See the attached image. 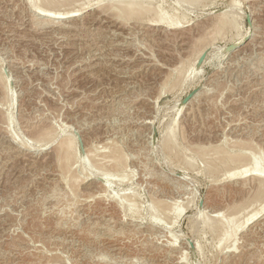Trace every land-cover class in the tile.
Segmentation results:
<instances>
[{"label":"rangeland","instance_id":"1","mask_svg":"<svg viewBox=\"0 0 264 264\" xmlns=\"http://www.w3.org/2000/svg\"><path fill=\"white\" fill-rule=\"evenodd\" d=\"M96 1L100 3L84 7L75 17L59 19L62 22L56 25L46 23L30 0H0V71L13 91L12 100L0 94V264H264V231L256 224L259 220L246 222L248 209L246 214L243 211L247 195L238 182L245 178L232 183L221 173L237 164L228 162L224 167L213 158L214 150L228 149L229 142L233 153L245 146L247 156L252 155H248L250 148L264 154V0H201L192 8L178 0H148L155 7L160 4L166 18L177 20V28L152 26L135 15L118 18L115 10L110 14L102 9L107 14L103 15L97 6L103 8L111 0ZM233 1L239 6L238 30L248 28L249 33L230 52L223 46L236 38L238 30L226 29L218 35L222 32L217 34L213 28L211 12L228 9ZM208 42L214 45L203 53L200 83L194 87L196 80L189 79L186 84L179 75L188 73L198 48ZM201 86L213 92L190 106L181 105L189 92ZM169 125L175 126L172 140L177 146L172 152L162 146ZM41 129H50L59 140L35 143L33 134ZM67 131L77 135L83 158L92 144L100 148L99 158L104 154L102 146L114 144L121 150L120 169L117 166L114 172L105 164L113 175L108 177L111 183L106 186L103 177H93L95 168L72 159L69 174L76 172L81 178L65 185L63 161L57 160L55 148ZM210 158L218 162V173L209 169ZM127 197L139 202L136 211L124 210L127 207L121 204H128ZM151 198L158 200L159 211L152 209ZM237 201L246 203L237 206ZM226 211H238V221L243 223L234 252L218 245L229 232L228 224L221 225L222 218L230 216ZM214 214L221 218L214 217L220 220L216 232L205 224V217ZM249 233L252 244L244 250Z\"/></svg>","mask_w":264,"mask_h":264},{"label":"bare ground","instance_id":"2","mask_svg":"<svg viewBox=\"0 0 264 264\" xmlns=\"http://www.w3.org/2000/svg\"><path fill=\"white\" fill-rule=\"evenodd\" d=\"M7 1V0H6ZM23 1V0H22ZM83 1V3L81 4V6H80V4L79 3H81V2ZM152 1V0H151ZM176 1V0H175ZM204 1V0H203ZM205 1H207V0H205ZM204 1V2H205ZM30 4H32L34 7H35V9L38 11V13H39V15L40 14H42L44 17H46V18H43L44 19V21L46 22V23H55L56 25H57V21H59L60 22V20L59 19H64V18H71V17H75V16H77V15H79V12L84 8V7H86V6H89L90 4H98V3H100L99 1H96V2H93V0H30ZM79 2V3H78ZM177 2H184V3H186L187 2V4H189L190 3V5L189 6H191V4H195L196 5V3L198 4L199 2H201V0H178ZM79 5H78V4ZM183 3V4H184ZM207 3V2H206ZM239 3V2H238ZM29 4V3H28ZM76 4V5H75ZM156 4V3H155ZM187 4H185V5H187ZM75 5V6H74ZM80 6V8H75L76 6ZM100 5V4H99ZM157 5V4H156ZM160 5V4H159ZM158 5V6H159ZM201 5V4H200ZM203 5V4H202ZM158 6H156L157 8H158ZM189 6H188V8H189ZM207 6V5H206ZM237 6H238V4L236 3V2H232V4L230 5V6H228L229 8L228 9H226V10H220V11H212L211 12V14H214V16H212L213 17V23H211L212 24V26H213V28L215 29V31L217 30V34H218V32H222L223 33V30H225L226 31V29H231V31H232V29H236V30H238V21H240V20H238L239 19V13L240 12H238L236 9H237ZM154 5H153V3L152 2H150V1H148V0H115V1H113V0H111V1H109L106 5L104 4V6H103V8H101V5L98 7L97 6V8L96 9H101L100 11H102V14L104 15L106 12H104L103 13V10L104 11H107V12H109V11H111V13L110 14H113L112 12H114L113 10H115L116 12H114V14L113 15H117L116 17H118V16H121V15H123V16H125V17H127V18H129L130 16L131 17H133L134 18V16L133 15H135V18H139V20L140 19H144V21L143 22H146L145 21V19H148L150 22V25H152V26H164V27H172V28H177V27H179V25H178V23L179 22H175V21H177V20H175V21H173V20H170L171 18H170V16H169V18H166L165 16H167L168 17V15L166 14H164V12L163 11H165L164 9H161L160 7L157 9ZM195 7H198V5L197 6H195ZM195 7H193V8H195ZM239 7V6H238ZM191 8H192V6H191ZM224 8V7H223ZM103 9V10H102ZM186 9H187V6H186ZM190 9V8H189ZM234 9V10H233ZM195 10V9H194ZM203 12V11H202ZM36 13V12H35ZM38 13H36V14H38ZM108 13V14H109ZM152 13V15H150ZM166 13V12H165ZM210 12H208V14H209ZM242 13V12H241ZM109 14V15H110ZM207 14V13H206ZM105 15H107V14H105ZM112 16V15H111ZM110 16V17H111ZM122 16V17H123ZM137 16V17H136ZM84 17V16H83ZM87 17H88V15H87ZM107 17H109V16H107ZM130 17V18H131ZM182 17V16H181ZM38 18H40V17H38ZM100 18V17H99ZM119 18V17H118ZM183 18V17H182ZM31 19V18H30ZM33 19H34V17H33ZM32 19V20H33ZM42 19V20H43ZM97 19V18H96ZM123 19H125V18H123ZM169 19V20H168ZM176 19H178V18H176ZM209 19V18H208ZM37 19H35V21H36ZM109 20H111L110 18H109ZM113 20V19H112ZM119 20H121V19H119ZM182 20V19H181ZM34 21V20H33ZM34 21V22H35ZM38 21V23H42V21L41 20H37ZM40 21V22H39ZM43 21V22H44ZM118 21V20H117ZM142 21V20H141ZM62 22V21H61ZM60 22V23H61ZM82 22V21H81ZM121 22H123V21H121ZM181 22V21H180ZM148 23V24H149ZM182 23V22H181ZM180 23V24H181ZM36 24V23H35ZM81 24V23H80ZM188 24V23H187ZM63 25V24H62ZM65 25V24H64ZM124 25H125V23H124ZM194 25V24H193ZM47 26V25H46ZM53 26V25H52ZM74 26V25H73ZM126 26V25H125ZM124 26V27H125ZM135 26V25H134ZM37 27V26H36ZM51 27V26H50ZM65 27V26H64ZM77 27V26H76ZM242 27V26H241ZM241 27L239 28V29H241ZM84 28V27H83ZM86 28V27H85ZM146 28V27H145ZM209 28V27H208ZM212 28V29H213ZM80 29V28H79ZM98 29V28H97ZM102 29V28H101ZM196 29V28H195ZM103 30V29H102ZM228 30H227V32H228ZM100 31V30H99ZM205 31V30H204ZM214 31V32H215ZM249 30H248V28L247 29H245L243 32H241L240 30H238L237 31V33L235 34V36H236V38L233 40V41H231L230 43H227V44H225L223 47H227V46H229L230 44H232V43H234V44H236L237 46L236 47H238V46H240L242 43H243V41L245 40V36L247 35V33H249L248 32ZM213 32V33H214ZM121 33V32H120ZM213 33H209L210 35H213ZM215 33V34H216ZM218 34V35H224L225 33H223V34ZM205 34H207V33H205ZM214 34V35H215ZM210 35H208V36H210ZM214 35H213V37H214ZM188 36V35H187ZM207 36V37H208ZM261 36V35H260ZM199 37V36H198ZM197 37V38H198ZM196 38V39H197ZM209 38V37H208ZM230 38H232V37H230ZM210 39V38H209ZM208 39V40H209ZM211 39H213V38H211ZM215 39V38H214ZM201 40V39H200ZM204 40H206V39H204ZM186 41V40H185ZM212 41H214V40H212ZM259 42V41H258ZM195 43V42H194ZM197 43V42H196ZM202 43V42H201ZM204 43V42H203ZM264 43V42H263ZM53 44V43H52ZM198 44V43H197ZM193 45V44H192ZM194 45H196V44H194ZM214 44H212L211 42L209 43H205V45H203V47L202 48H198L197 46V48H198V50H197V53L195 54V56H194V58H192V60H191V63H190V65H189V67H188V63H187V67H188V73H186V72H184V74H181L182 73V71H180V69H183V68H180L179 69V71H180V74L181 75H179L180 76V78H181V80H182V77H183V81L185 82L186 80H189V79H191V80H193V81H195V82H197V80H199L198 81V83H193L194 84V87H196V86H198V84L200 83V81H201V79H202V75H203V72H202V68L198 65V62H197V60H198V58L203 54V53H205L206 51L208 52V50H210L211 48H212V46H213ZM255 45V44H254ZM56 46V45H55ZM199 46V45H198ZM188 47V46H187ZM194 47V46H193ZM222 46L221 47H219L220 49H222L223 48ZM196 48V49H197ZM263 48V47H262ZM192 49V48H191ZM194 49V48H193ZM236 49V48H235ZM255 50V49H254ZM253 50V51H254ZM193 51H195V50H193ZM236 51V50H235ZM234 51V52H235ZM231 52V51H230ZM263 52V51H262ZM232 54V53H231ZM235 54V53H234ZM262 54H264V53H262ZM188 55V54H187ZM215 55H217V54H215ZM189 56V55H188ZM212 56V55H211ZM247 56H248V54H247ZM264 57V56H263ZM262 57V58H263ZM233 58V57H232ZM261 58V57H260ZM261 58V59H262ZM237 59V58H236ZM244 59V58H243ZM190 60V59H189ZM238 61V60H237ZM189 62V61H188ZM232 62V61H231ZM235 62V61H234ZM263 62V61H262ZM19 63V62H18ZM22 63V62H21ZM179 63H180V61H179ZM230 63V62H229ZM247 63V62H246ZM252 63V62H251ZM264 63V62H263ZM234 64V63H233ZM261 64V63H260ZM181 65V64H180ZM238 65V64H237ZM259 65V64H258ZM262 65V64H261ZM15 66V65H14ZM179 66V65H178ZM44 67V66H43ZM181 67V66H180ZM183 67V66H182ZM257 67H259V66H257ZM261 67V66H260ZM176 68V67H175ZM236 68V67H235ZM238 68V67H237ZM239 69V68H238ZM262 69V68H261ZM171 70V69H170ZM184 70V69H183ZM236 70V69H235ZM4 71V70H3ZM35 72V71H34ZM172 73V72H171ZM231 73V72H230ZM257 73V72H256ZM213 74V73H212ZM235 74V73H234ZM6 75H8V74H6ZM184 75V76H183ZM215 75V74H214ZM225 75V74H224ZM236 75V74H235ZM168 76H170V75H168ZM221 76V75H220ZM255 76V75H254ZM8 78V77H7ZM6 78V76H5V74H4V72H2V71H0V94H2V97L4 98V99H6L5 97H8V98H10L11 100H12V90H11V88L9 87V84H8V79ZM167 78V77H166ZM178 78V77H177ZM225 78H226V76H225ZM179 79V78H178ZM219 79V78H218ZM263 79V78H262ZM21 80V79H20ZM166 81V80H165ZM176 81V80H175ZM183 81H181V83L183 82ZM190 82V81H189ZM213 82V81H212ZM259 82V81H258ZM264 82V81H263ZM10 83V82H9ZM186 83V82H185ZM188 83V82H187ZM186 83V84H187ZM174 84H177L176 82L174 83ZM264 84V83H263ZM212 85V84H211ZM242 85V84H241ZM249 85V84H248ZM260 85V84H259ZM262 85V84H261ZM15 86V85H14ZM174 87V86H173ZM202 87V86H201ZM218 87V86H217ZM220 88V87H219ZM254 88H256V87H254ZM258 88V87H257ZM256 88V89H257ZM200 89V88H199ZM210 88H205V86H203L202 87V89L201 90H199V91H197L198 93H196V95L188 102V105L190 106L191 104H193L197 99H201L200 97L201 96H203V95H208V93H210ZM212 90H213V87H212ZM218 90V89H217ZM232 90V89H231ZM230 90V91H231ZM258 90V89H257ZM261 91V90H260ZM208 92V93H207ZM211 92H213V91H211ZM215 92V91H214ZM11 93V94H10ZM220 93V92H219ZM16 94V93H15ZM222 94H223V92H222ZM19 95V94H18ZM221 95V94H220ZM229 97V96H228ZM233 97V96H232ZM262 98V97H261ZM216 99V98H215ZM235 99V98H234ZM1 100V99H0ZM32 100V99H31ZM2 102H3V99L1 100ZM7 101V100H6ZM10 101V100H9ZM229 101V100H228ZM233 101H235V100H233ZM209 102V101H208ZM262 102V101H261ZM6 103V102H5ZM196 103V102H195ZM198 103V102H197ZM205 103V102H204ZM226 103V102H225ZM260 103V102H259ZM263 103V102H262ZM131 104V103H130ZM200 105V104H199ZM250 106V105H249ZM125 107V106H124ZM128 107H129V105H128ZM224 107V106H223ZM258 107V106H257ZM10 108V107H9ZM207 108V107H206ZM259 108V107H258ZM190 109V108H189ZM197 109H198V107H197ZM200 109V108H199ZM194 110V109H193ZM192 110V111H193ZM258 110V109H257ZM41 111V110H40ZM6 112V111H5ZM39 112V111H38ZM188 112V111H187ZM227 112V111H226ZM25 113V112H24ZM191 113V112H190ZM193 113V112H192ZM209 113H210V111H209ZM212 113V112H211ZM244 113V112H243ZM247 113V112H246ZM263 114H264V112H263ZM4 115V114H3ZM206 115V114H205ZM213 115V114H212ZM233 116V115H232ZM49 117V116H48ZM25 118V117H24ZM41 118V117H40ZM251 118V117H250ZM263 118V117H262ZM234 119V118H233ZM25 120V119H24ZM28 120V119H27ZM47 120V119H46ZM172 120V119H171ZM230 120V119H229ZM232 120V119H231ZM239 120V119H238ZM244 120V119H243ZM32 121V120H31ZM35 121V120H34ZM193 121H194V119H193ZM252 121V120H251ZM264 121V120H263ZM27 122V121H26ZM45 122V121H44ZM171 122V121H170ZM175 122V121H174ZM231 122V121H230ZM254 122V121H253ZM259 122V121H258ZM178 123V122H177ZM247 123V122H246ZM32 124V123H31ZM35 124V123H34ZM171 124H173V125H176V123H171ZM200 124V123H199ZM33 125V124H32ZM53 125V124H52ZM172 125V126H173ZM220 125V124H219ZM255 125V124H254ZM259 125V124H258ZM37 126V125H36ZM171 125H169L167 128H168V130L166 131V132H164L165 133V135L163 136L164 138H163V144H162V146H163V148H165L164 150H171L174 146H177V145H175V143L173 142L174 140H172V134L174 133V127L175 126H171ZM184 126V125H183ZM182 126V127H183ZM221 126V125H220ZM34 127V126H33ZM244 127V126H243ZM256 127V126H255ZM25 128V127H24ZM30 127H28V129H29ZM32 128V127H31ZM39 128H41V127H39ZM51 128V127H50ZM176 128H177V126H176ZM262 128V127H261ZM221 129V128H220ZM242 129V128H241ZM264 129V128H263ZM34 130V129H33ZM42 131H40V132H38L37 131V133H35V134H33V136L34 137H32L33 138V141L35 142V143H38V144H40V143H43L44 145H46V144H51L52 142H54V141H56L57 139H56V137H54L53 136V134L52 133H54V132H51V130L50 129H41ZM53 130V129H52ZM71 130V129H70ZM223 130V129H222ZM35 131V130H34ZM53 131H55V130H53ZM57 131V130H56ZM176 131V130H175ZM244 131V130H243ZM246 131V130H245ZM264 131V130H263ZM2 132V131H1ZM185 132V131H184ZM249 132V131H248ZM259 132V131H258ZM20 133V132H19ZM212 133V132H211ZM66 134H68V135H66ZM66 134L64 135V136H62L61 138H62V140H60V142L58 143V141H57V143L58 144H56V145H58V148L56 147L55 148V150H56V153H55V155L57 156V160H59V161H63L62 163H60L61 164V170L63 169V170H65L64 172H63V170H62V172L61 173H63L62 175H61V173H59L60 175H61V179H62V181H64L65 182V185H67V184H71L72 182V180H75L76 179V181H77V179H79L80 180V178L81 177H79L78 178V176H76L75 175V173H74V171L73 170H71V171H73V173H74V175L71 173V174H69L70 173V170L68 169L70 166V162L72 163V159L74 160L75 159V161L78 163H82L83 165H86V164H89L93 169L95 168L96 169V171L95 172H93V173H95V176L93 175V177H95V178H98L99 176L100 177H103L102 179L104 180V182L103 183H105V185L107 184V183H109L110 181V178H108V177H111V175H112V173H111V171H109L110 170V168H109V170L108 169H106L105 168V164H109V167L111 166L112 168H113V171L115 172L116 171V167L118 166V168L120 169V167L119 166H121V165H119L120 164V161H121V159L122 160H124V158H122V152H121V150L119 149V148H117L116 146H114V144H111L110 146L108 145V146H102L101 147V149H103V151L104 152H102V153H104V154H99V156L101 157V158H99L97 155V153H100L98 150H100V148H98V146H97V148H96V146H93V144L92 145H90V148H88V152L86 153V156H85V158H83L82 156H81V154H80V152H79V149H78V142H77V135L74 133V131H71L70 133H68V131L66 132ZM181 134V133H180ZM219 134V133H218ZM252 134V133H251ZM30 135H32V134H30ZM175 135H177V134H175ZM181 135H183V134H181ZM226 135V134H225ZM13 136V135H12ZM20 136V135H19ZM242 136V135H241ZM252 136V135H251ZM250 136V137H251ZM15 137V136H14ZM13 137V138H14ZM63 137H65V138H63ZM176 137V136H175ZM174 137V138H175ZM177 137H178V135H177ZM214 137V136H213ZM226 137V136H225ZM12 138V139H13ZM22 138V137H21ZM180 138H181V136H180ZM187 138V137H186ZM220 138H222V137H220ZM227 138V137H226ZM236 138V137H235ZM245 138V137H244ZM247 138V137H246ZM16 139V138H15ZM178 139V138H177ZM205 139V138H204ZM223 139V138H222ZM228 139V138H227ZM239 139V140H238ZM238 139H236V141H239V143L238 144H240L241 142H240V138H238ZM250 139V141H252L251 140V138H249ZM30 140V139H29ZM32 140V139H31ZM59 140V139H58ZM176 140V139H175ZM190 140V139H189ZM208 140V139H207ZM220 140V139H219ZM231 140V139H230ZM229 140V141H230ZM242 140H243V138H242ZM16 141V140H15ZM109 141V140H108ZM161 142H162V139L160 140ZM160 141H159V143H160ZM183 141H185V140H183ZM211 141V140H210ZM232 141H234V144L236 143L235 142V140H232ZM246 141V140H245ZM110 142V141H109ZM108 142V143H109ZM187 142V141H186ZM222 142V141H221ZM17 143V142H16ZM114 143V142H113ZM178 143H179V141H178ZM189 142H187L186 144H188ZM242 143H243V141H242ZM245 143V142H244ZM161 144V143H160ZM215 144V143H214ZM233 144V145H234ZM237 144V143H236ZM54 145V144H53ZM226 145V144H225ZM233 145H231L232 147H233ZM241 145V144H240ZM249 145V144H248ZM25 146H27V145H25ZM29 146V145H28ZM30 146H33V145H30ZM29 146V147H30ZM179 146V145H178ZM16 147V146H15ZM54 147V146H53ZM188 147H190V146H188ZM205 147H208V146H205ZM223 147H225V146H223ZM222 146L220 147V146H218L217 148L218 149H215V148H213V149H215L214 150V153L213 152H211V153H213V154H216L217 156L216 157H218V158H216V157H213V158H215V161H216V159H217V161L219 160L220 161V163H224L223 164V166L224 167H227V166H229V164L226 166V163H230V162H232V164L233 163H235V164H237V167H234V168H232L231 166H229V168H227V169H224L225 170V173L223 174V172H224V170H223V172L221 173V171H219V173H221V175L222 176H226V177H228V179L230 178L231 179V181L234 179V180H241L242 178H245V180H241V181H237L238 182V185H239V183H241V186L244 188V191H242V192H244V195H245V197H246V195H247V199H245L246 201H247V203H246V201H244V202H242V201H237L238 203L237 204H235V205H242V204H245L246 203V205L244 206V212H245V214H246V212H247V216H245L246 217V222H249V221H252L251 222V224H253L254 222H256V221H258L259 220V222H256V224H260L259 226L262 228V230L264 231V218H263V220L262 221H260V218H262V217H264V159L261 161V158H260V156H262V155H264V154H262L261 153V150H260V152H253L254 150H256V148H250V150L252 151H250V152H248V155H250L251 153H252V155L251 156H247V153L245 154V152L247 151V149H246V147L245 146H242V148H240V149H242V150H240L239 152H235V153H233L231 150H233V148H230L231 150H229V147H230V142H229V147H227L228 149H226V148H223ZM234 147H236L237 148V146L236 145H234ZM243 147H245V149L246 150H244L243 149ZM249 147V146H248ZM254 147V146H253ZM258 147V146H257ZM40 148V147H39ZM46 148V147H45ZM200 148V147H199ZM199 148H197V150H201V149H199ZM212 148V147H211ZM220 148V149H219ZM236 148H234L235 150H236ZM23 149V148H22ZM87 149V148H86ZM111 149V150H110ZM178 150H179V148H177ZM203 149V148H202ZM258 149V148H257ZM54 150V151H55ZM166 150V151H167ZM174 149H172L171 150V152L173 151ZM204 150V149H203ZM209 150V149H208ZM21 151V150H20ZM32 151V150H31ZM165 151V152H166ZM207 151V150H206ZM256 151H258V150H256ZM263 151V150H262ZM175 152H176V149H175ZM195 152H198V151H195ZM168 153V152H167ZM170 153V152H169ZM178 153H179V151H178ZM198 153H200V151L198 152ZM175 154V153H174ZM181 154V153H180ZM183 154V153H182ZM202 153H200V155H201ZM203 155H204V153H203ZM207 155V154H206ZM205 155V156H206ZM208 155H209V153H208ZM207 155V156H208ZM175 156L177 157V154H175ZM212 155H210L209 157H211ZM129 157V156H128ZM165 157V156H164ZM209 157H208V159H209ZM264 157V156H263ZM169 158V157H168ZM191 158V157H190ZM201 158V157H200ZM206 158V157H205ZM85 159V160H84ZM189 159V158H188ZM211 159V158H210ZM171 160V159H170ZM185 160V161H184ZM191 160H192V158H191ZM190 160V162H192ZM212 160V159H211ZM208 161V165L210 166V168L209 169H212V172H213V170H216V168H217V163L219 162H217V163H214L213 162V160L212 161ZM181 161V160H180ZM187 160L186 159H183V161H182V163L183 162H186ZM205 161V163L207 162L206 161V159L204 160ZM248 161V162H247ZM126 162V161H125ZM171 162V161H170ZM244 162H247L246 164L244 163ZM34 163V162H33ZM169 163V162H168ZM194 163V162H193ZM201 163V162H200ZM219 163V165H221ZM242 163H244V165L242 164ZM48 164H50V163H48ZM59 164V165H60ZM73 164V163H72ZM124 164V163H123ZM179 164V163H178ZM178 164H177V166H178ZM186 164H187V162H186ZM188 164H189V160H188ZM76 165V164H75ZM82 165V166H83ZM88 165V166H89ZM180 165V164H179ZM190 165V164H189ZM207 165V166H208ZM239 165V166H238ZM74 166V165H73ZM73 166H72V168H73ZM79 166V165H78ZM81 166V165H80ZM81 166V167H82ZM123 166V165H122ZM175 166H176V164H175ZM184 166H185V164H184ZM184 166L182 167V168H184ZM195 166V165H194ZM194 166H193V170H194ZM222 166V167H223ZM234 166V165H233ZM77 167V166H76ZM221 167V168H222ZM231 167V168H230ZM78 168V167H77ZM88 168V167H87ZM112 168H111V170H112ZM122 168V167H121ZM181 168V167H180ZM187 168V167H186ZM208 168V167H207ZM220 168V167H219ZM67 169H68V171H67ZM71 169V168H70ZM88 169H90V168H88ZM74 170H75V168H74ZM77 170V169H76ZM66 171H67V173H66ZM89 171V170H88ZM87 170L85 171V172H88ZM91 171V170H90ZM89 171V172H90ZM93 171V170H92ZM112 171V172H113ZM127 171V170H126ZM209 171V170H208ZM59 172H60V170H59ZM82 172H83V170H82ZM89 172H88V174H89ZM117 172H118V170H117ZM210 172V171H209ZM211 172V176H212V173ZM215 172V171H214ZM216 172H217V170H216ZM163 173V172H162ZM218 173V172H217ZM217 173H215L216 175H213V176H217ZM87 174V176H89ZM90 174H92L91 172H90ZM176 174V173H175ZM113 176V175H112ZM117 176V175H116ZM165 176V175H164ZM218 176H219V174H218ZM221 176V177H222ZM77 177V178H76ZM99 177V178H100ZM126 177V176H125ZM152 177V176H151ZM214 177V178H215ZM75 178V179H74ZM117 178V177H116ZM119 178V177H118ZM83 179V178H82ZM115 179V178H114ZM123 179H124V177H123ZM165 179V178H164ZM174 179V178H173ZM213 179V178H212ZM113 180V179H112ZM119 180H121V179H119ZM127 180V179H126ZM125 180V181H126ZM233 180V181H234ZM124 181V182H125ZM128 181V180H127ZM130 181V180H129ZM128 181V182H129ZM159 181V180H158ZM161 181V180H160ZM232 181V183H234ZM71 182V183H70ZM75 182V181H74ZM83 182V181H82ZM100 182V181H99ZM121 182V181H120ZM174 182V181H173ZM67 183V184H66ZM103 183H101L102 184V186H103ZM111 183V182H110ZM168 183H170V182H168ZM172 183V182H171ZM227 183V182H226ZM235 183H236V181H235ZM100 184V183H99ZM113 184V183H112ZM124 184V183H123ZM138 184V183H137ZM216 184V183H215ZM231 184V183H230ZM237 184V183H236ZM54 185V184H53ZM104 185V186H105ZM110 185V184H109ZM116 185V184H115ZM141 185V184H140ZM173 185V184H172ZM178 185V184H177ZM183 184H181V186H182ZM213 185V184H212ZM69 186V185H68ZM70 186H72L71 188H75V187H77V186H75V187H73L74 186V184L73 185H70ZM107 186V185H106ZM111 186V185H110ZM133 186V185H132ZM162 186V185H161ZM221 186V185H220ZM223 186V185H222ZM234 186V185H233ZM58 187V186H57ZM109 187V186H108ZM107 187V188H108ZM166 187V186H165ZM215 187V186H214ZM236 187V186H235ZM238 187V186H237ZM236 187V188H237ZM240 187V186H239ZM241 187V189H243ZM155 188V187H154ZM177 188V187H176ZM60 189V188H59ZM78 189V188H77ZM76 189V190H77ZM179 189V188H178ZM223 189V188H222ZM239 189V188H238ZM72 190V189H71ZM80 190V189H79ZM87 190V189H86ZM104 190V189H103ZM110 190V189H109ZM108 190V191H109ZM113 190V189H112ZM131 190H132V188H131ZM171 190V189H170ZM176 190V189H175ZM60 190H58V192H59ZM64 191V190H63ZM75 191V190H74ZM146 191V190H145ZM181 191V190H180ZM222 191V190H221ZM236 191V190H235ZM238 191V190H237ZM240 191V190H239ZM55 192H57V191H55ZM70 192V191H69ZM77 192V191H76ZM113 192V191H112ZM165 192V191H164ZM163 192V193H164ZM227 192H228V190H227ZM66 193V192H65ZM83 193V192H82ZM121 193V192H120ZM128 193V192H127ZM171 193V192H170ZM238 193V192H237ZM240 193V192H239ZM90 194V193H89ZM100 194H102V193H100ZM104 194V193H103ZM111 194V193H110ZM112 194H114V193H112ZM151 194V193H150ZM234 194V193H233ZM242 194V193H241ZM236 195V194H235ZM113 196V195H112ZM136 196V195H135ZM148 196V195H147ZM152 196H154V194H152ZM179 196V195H178ZM218 196V195H217ZM151 197V196H150ZM191 197V196H190ZM244 197V198H245ZM93 198V197H92ZM117 198H119V197H117ZM133 198V197H132ZM157 198L159 199V197L157 196ZM187 198H188V196H187ZM243 198V199H244ZM72 199V198H71ZM78 199V198H77ZM174 199V198H173ZM172 199V200H173ZM190 199V198H189ZM79 200V199H78ZM118 200V199H117ZM126 200L128 201V204L127 205H125V204H121V205H124V208L125 207H127V209L125 208L124 210H127V211H130V212H134V211H136L137 209V207H136V204L138 205L139 204V202L138 203H135V201H133V199H131V197L129 198V197H127L126 198ZM142 200V199H141ZM151 204H152V209L153 210H155L156 211V209L158 210V207H157V205H159V203H158V200H157V202L155 201V199H153V198H151ZM178 201L179 200H177V203H178ZM84 202V201H83ZM118 202V201H117ZM164 202L165 201H163V204H164ZM169 202V201H168ZM167 202V203H168ZM218 202V201H217ZM158 203V204H157ZM162 203V202H161ZM174 204L176 203V202H173ZM172 203V204H173ZM176 203V204H177ZM182 203V202H181ZM171 204V203H170ZM184 205V204H183ZM79 206V205H78ZM89 206V205H88ZM160 206V205H159ZM254 206H257V208H255ZM122 207V206H121ZM151 207V206H150ZM167 207V206H166ZM174 207V206H173ZM176 207V206H175ZM178 207H180V205L178 206ZM142 208V207H141ZM140 208V209H141ZM181 208V207H180ZM90 209V208H89ZM152 209L150 208V212L151 213H154V212H152ZM162 209V208H161ZM168 209V208H167ZM176 209H178V210H180L179 208H176ZM248 209V210H247ZM100 210V209H99ZM220 210V209H219ZM226 210V209H225ZM247 210V211H246ZM77 211V210H76ZM89 211V210H88ZM94 211V210H93ZM159 211V210H158ZM165 211V210H164ZM169 211H171L170 209H169ZM168 211V212H169ZM182 211V210H181ZM229 211V210H228ZM123 212V211H122ZM121 212V213H122ZM167 212V213H168ZM176 212V211H175ZM175 212H173V213H175ZM221 212H222V210H221ZM221 212H219V213H221ZM227 212V211H226ZM230 212V211H229ZM238 212V211H237ZM237 212H234L233 214L232 213H228L230 216H227V218L226 219H224V218H222V223H221V225L223 226L224 225V223L225 224H228L229 225V232L225 235V236H223L221 239H220V244H218V245H225V247H226V250H228L229 249V251L231 252V251H233L234 252V248L236 247L235 246V241H236V234H237V232L240 230V228H242L243 227V223H240L239 221H238V218H240V217H238L236 214H237ZM242 212V211H241ZM240 212V213H241ZM150 213V214H151ZM169 213H172V212H169ZM216 213H217V211H216ZM223 213V212H222ZM239 213V212H238ZM110 214V213H109ZM177 214H179V212L177 213ZM226 214V213H225ZM232 214V215H231ZM100 215V214H99ZM102 215V214H101ZM153 215H155V214H153ZM161 215V214H160ZM163 215H165V214H163ZM163 215H162V217H163ZM168 215V214H167ZM216 214H214V216L213 215H207V217H205V218H207V219H205V224L207 225V226H209L211 229H213L214 231L216 230V224L220 221H217L216 219H214V217L216 218V217H219V215L218 216H215ZM224 215V214H223ZM84 216V215H83ZM147 216V215H146ZM181 216V215H180ZM206 216V215H205ZM222 216V215H221ZM241 216H242V214H241ZM165 217V216H164ZM167 217V216H166ZM177 217H178V215H177ZM127 218V217H126ZM174 218V217H173ZM179 218V217H178ZM178 218H176V219H178ZM220 218V217H219ZM108 219V218H107ZM110 219V218H109ZM154 219V218H153ZM175 218H174V220H176ZM221 219V218H220ZM245 219V218H244ZM159 220V219H158ZM240 220H242V219H240ZM95 221V220H94ZM107 221V220H106ZM109 221V220H108ZM89 222V221H88ZM121 222V221H120ZM124 222H126V221H124ZM141 222V221H140ZM175 222V221H174ZM243 222H244V220H243ZM132 223V222H131ZM155 223V222H154ZM219 223V224H220ZM96 224V223H95ZM135 224V223H134ZM172 224V223H171ZM113 225V224H112ZM245 225V224H244ZM257 225V226H258ZM100 226V225H99ZM122 226V225H121ZM128 226V225H127ZM137 226H139V225H137ZM254 226V225H253ZM114 227V226H113ZM135 227V226H134ZM140 227V226H139ZM160 227V226H159ZM249 227V226H248ZM252 227V226H251ZM125 228V227H124ZM132 228V227H131ZM157 228V227H156ZM210 228H209V230H210ZM111 229V228H110ZM109 229V230H110ZM139 229V228H138ZM151 229V228H150ZM130 230V229H129ZM128 230V231H129ZM136 230V229H135ZM134 230V231H135ZM243 230V229H242ZM253 230H254V228H253ZM118 231V230H117ZM120 231V230H119ZM145 231V230H144ZM213 231V232H214ZM248 231V230H247ZM251 231V230H250ZM262 231V232H263ZM149 232V231H148ZM211 232V231H210ZM212 232V233H213ZM216 232V231H215ZM251 233H253V232H251ZM251 233H249L248 234V236L246 235V243H248V244H244V250L246 249V250H249L250 248V245L252 244V242H248V240H249V237L251 236ZM117 234V233H116ZM121 234V233H120ZM154 234V233H153ZM239 234H242V233H239ZM246 234V233H245ZM255 234V233H254ZM259 234V233H258ZM262 234V233H261ZM213 235H214V233H213ZM105 236V235H104ZM239 236V235H238ZM241 236V235H240ZM253 238V237H252ZM258 238V237H257ZM264 239V238H263ZM33 240V239H32ZM252 240V239H251ZM12 241H15V240H12ZM219 241V240H218ZM258 242V241H257ZM10 243V242H9ZM19 243V242H18ZM218 243V242H217ZM258 244H260V243H258ZM262 244H263V242H262ZM20 245V244H19ZM256 245V244H255ZM21 247V246H20ZM238 247H240V245L238 246ZM252 247V246H251ZM262 247V246H261ZM17 248V247H16ZM19 248V247H18ZM42 248H44V247H42ZM217 248H218V246H217ZM256 248V247H255ZM36 249V248H35ZM240 249V248H239ZM45 250V249H44ZM236 250V249H235ZM21 252V251H20ZM170 252V251H169ZM226 252V251H225ZM228 252V251H227ZM229 252V253H230ZM244 252V251H243ZM45 253V252H44ZM249 253V252H248ZM255 253V252H254ZM253 253V254H254ZM43 254V253H42ZM182 254V253H181ZM242 254V253H241ZM244 254V253H243ZM246 254V253H245ZM250 254V253H249ZM105 255V254H104ZM183 255V257L182 258H184L185 259V255L184 254H182ZM228 255V254H227ZM108 256V255H107ZM231 256H232V254H231ZM238 256H241L242 257V255H239L238 254ZM244 256V255H243ZM251 256V255H250ZM246 257V256H245ZM180 259V260H183V259ZM226 258V257H225ZM237 258V256H235V259ZM244 258V257H243ZM248 258V257H247ZM251 258H252V256H251ZM223 259V258H222ZM231 259H233L232 257H231ZM248 259H250V258H248ZM226 260H227V258H226ZM243 260V259H242ZM236 261H238V260H236ZM235 261V262H236ZM47 262V261H46ZM179 262H181V261H179ZM183 262V261H182ZM232 262V261H231ZM233 262H234V260H233ZM251 262V261H250ZM30 263V262H29ZM225 263V262H224ZM242 263V262H241ZM31 264V263H30ZM49 264V263H48ZM55 264V263H54ZM243 264H245V263H243Z\"/></svg>","mask_w":264,"mask_h":264},{"label":"water","instance_id":"3","mask_svg":"<svg viewBox=\"0 0 264 264\" xmlns=\"http://www.w3.org/2000/svg\"><path fill=\"white\" fill-rule=\"evenodd\" d=\"M236 44H232V45H229V46H227V47H225V49H226V51H230V50H233V49H235L236 48ZM205 56H206V54H203L200 58H199V60H198V65H201L202 63H203V61H204V59H205ZM197 91H198V88H195V89H193L191 92H189L183 99H182V101H181V105H185V104H187L188 102H189V100L197 93Z\"/></svg>","mask_w":264,"mask_h":264}]
</instances>
